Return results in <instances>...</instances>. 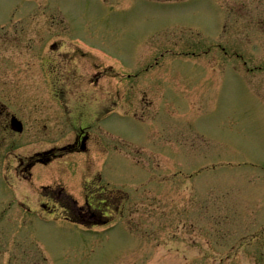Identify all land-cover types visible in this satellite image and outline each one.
I'll use <instances>...</instances> for the list:
<instances>
[{"label":"rangeland","instance_id":"obj_1","mask_svg":"<svg viewBox=\"0 0 264 264\" xmlns=\"http://www.w3.org/2000/svg\"><path fill=\"white\" fill-rule=\"evenodd\" d=\"M29 1L40 13L0 1L3 18L25 6L11 15L22 36L0 21V100L26 125L24 153L71 142L65 116L112 112L86 153L12 190L35 201L52 182L81 205L92 180L119 191L120 209L83 226L64 211L12 208L0 217V264H264V0Z\"/></svg>","mask_w":264,"mask_h":264},{"label":"flooded vegetation","instance_id":"obj_2","mask_svg":"<svg viewBox=\"0 0 264 264\" xmlns=\"http://www.w3.org/2000/svg\"><path fill=\"white\" fill-rule=\"evenodd\" d=\"M34 21L28 25V28L32 30ZM17 31L18 36H22L24 33V24L18 22L15 26V32ZM33 34L36 35L33 30ZM7 37L6 33L0 35V40H4ZM12 129L10 125V114L4 112V107L0 105V181L6 182L0 184V192L6 191L11 186L13 187L14 182H31L33 170L39 165L50 164L57 156L53 152V149L44 154L42 151H33L25 154L23 144H21L20 137ZM88 141V135L84 131H80L73 136V141L67 144V149L71 152L82 150L83 143ZM96 181L95 178H92ZM98 180V179H97ZM90 193L94 192V195H105L104 200L101 199L97 203L90 201L89 197L86 196L83 204L78 205L73 199L57 189L53 185L40 186L35 191V201L26 200L24 203V209L28 213H35L37 211L51 212L56 209V204L64 207L65 211L69 214L78 215L82 218L87 216L101 215L104 212L115 213L119 211V196L118 190L111 188L108 189H97L96 185H93L92 180L89 182ZM24 186H19L18 191L23 192ZM5 201L4 194H0V217L4 216L5 208L3 203ZM33 202L30 204L29 202Z\"/></svg>","mask_w":264,"mask_h":264}]
</instances>
